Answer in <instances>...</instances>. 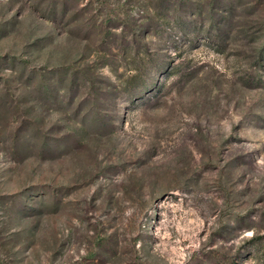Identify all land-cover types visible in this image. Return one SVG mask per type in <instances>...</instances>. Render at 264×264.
I'll list each match as a JSON object with an SVG mask.
<instances>
[{"label": "rangeland", "instance_id": "rangeland-1", "mask_svg": "<svg viewBox=\"0 0 264 264\" xmlns=\"http://www.w3.org/2000/svg\"><path fill=\"white\" fill-rule=\"evenodd\" d=\"M264 0H0V264H264Z\"/></svg>", "mask_w": 264, "mask_h": 264}, {"label": "trees", "instance_id": "trees-1", "mask_svg": "<svg viewBox=\"0 0 264 264\" xmlns=\"http://www.w3.org/2000/svg\"><path fill=\"white\" fill-rule=\"evenodd\" d=\"M261 56H264V44H263V46H262V49H261Z\"/></svg>", "mask_w": 264, "mask_h": 264}]
</instances>
